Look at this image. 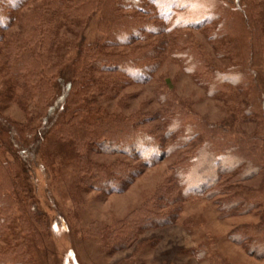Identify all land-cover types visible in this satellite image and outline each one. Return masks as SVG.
<instances>
[{"label":"trees","instance_id":"16d2710c","mask_svg":"<svg viewBox=\"0 0 264 264\" xmlns=\"http://www.w3.org/2000/svg\"><path fill=\"white\" fill-rule=\"evenodd\" d=\"M37 1L41 0H0V75L5 78L0 98L8 104L14 103L22 109L24 107L26 122L21 125V130H29L33 135L29 143L26 140L20 141L10 123L8 126L4 125L9 142L0 139V242H4V246L0 247V264H32V244L28 240L29 231L26 230H34V227L24 210L33 209L29 202L32 189L28 174L38 151V142L43 136L51 135L71 144L78 154V169L82 171L83 182H90L93 187L97 183L102 187L108 186L101 191L111 193L123 190L128 181L120 175L124 168L118 170L119 176L111 177V170L123 163L114 162L111 166L104 167L89 158V153L93 152L127 157L129 154L122 148H117L115 142L122 139L126 141L127 137L133 138L141 131L138 123L131 117L107 116L105 110L100 111L96 103L99 100L93 93H100L107 86L98 85L87 73L93 72L92 70L97 73L98 65L105 72L113 70L124 73L126 64L130 62L131 72L128 77L143 83L151 79L154 68L151 63L145 64V60L164 47L171 63L203 88L208 98L220 99L229 106L227 121L210 123L184 101L172 98L169 111L159 116L165 120L169 117L172 119V123L165 128L167 131L163 133V138L172 133L171 143L159 145L152 140V136H147L148 141H145L142 152L135 151L132 154L136 155L128 156L134 157L145 167L154 166L168 155L176 157L173 173L183 189L179 195L168 200L170 203L220 196L222 189L226 187L223 184L227 185L229 182L224 180L219 183L222 173L230 171L233 173L231 176L235 177L233 181H242L264 168V124L256 121L258 113H263L261 118L264 120V97L258 96L245 101L244 109L240 108L241 98H238L240 94L250 97L252 92L259 90L256 87L257 70L260 66L258 62H264V57L258 53L257 57L244 60L238 54L234 35L236 29L233 28V18L230 17L232 13L238 14L248 35L253 36L264 27V7L261 8V13H255L250 5H239L238 0H207V3L201 0V8L193 6L196 0H119L116 7L104 17V20L109 21L104 28H112L109 30L114 39L105 40L98 46L81 45L80 49H85L83 57L70 58L68 53L62 54L59 36L62 20L76 17L70 16L67 13L69 10L62 7L63 0ZM95 2H82V9L86 4L94 5ZM32 7V12H23ZM140 9L149 12L156 23H143L133 14L124 15L119 12ZM128 19L139 21L141 28H132L126 24ZM209 26L213 27L209 29L207 40H210L209 44H214L212 46L217 52L216 58L234 60L232 64L223 68L215 67L206 58L201 47L189 40V31H199ZM151 35L166 37L158 45L155 44V48H150L147 55L139 54V57L127 61L128 59L103 54L102 49L106 46H124L136 40H147ZM64 57L70 63L68 68H64L66 64L61 66ZM62 70L66 74L62 75L61 83L56 85ZM82 81L85 82L84 85L81 84ZM164 96L161 93L158 100L163 102ZM28 122L35 124L28 126ZM241 122L255 123L259 130L247 134L238 129ZM0 123L8 122L0 115ZM30 128H33L32 132ZM216 156L219 161H214ZM228 159L233 163L230 168H225L230 165ZM96 175L99 176L96 178ZM228 187L227 191L232 188ZM239 189H233L231 198L219 200V217L245 215L256 206L253 203L256 193ZM260 193L264 194V184ZM152 216L140 217L139 227H151L157 218L166 221L161 216ZM118 225H112L102 232L107 253L124 249L135 241L136 231L128 228L130 225L120 228ZM229 237L234 243L243 246L249 255L263 257L264 214L259 223L234 229ZM194 255L204 259L209 252L206 246L201 245ZM209 264L227 263L216 254H211Z\"/></svg>","mask_w":264,"mask_h":264},{"label":"rangeland","instance_id":"374dc122","mask_svg":"<svg viewBox=\"0 0 264 264\" xmlns=\"http://www.w3.org/2000/svg\"><path fill=\"white\" fill-rule=\"evenodd\" d=\"M84 1L86 0L62 1L64 3L62 7L69 10L67 13L76 17L62 20L59 36L62 42L61 47H63L62 54L68 53L67 56L70 58L83 57L85 49H80L81 45L83 47L98 46L105 40L114 39L109 30L112 28H104V25L109 24L104 17L105 14L108 15L109 10L116 7L119 0H103L102 2L94 0L96 1L94 5L86 4L82 9L81 3ZM229 1L233 2V0ZM203 2L207 3V0ZM238 3L250 5V9H254L255 13H261V8L264 7V0H238ZM199 5L201 0H196V4H193L197 7H200ZM33 9L34 7L25 9L23 12L29 13ZM119 12L124 15L133 14L143 23H156L149 12L141 9L119 10ZM230 17L233 18V28L236 29L234 35L237 40L238 54L244 60L257 57L259 54L264 57V27L250 36L238 14L232 13ZM21 21L18 22L19 26ZM139 21L128 19L126 24L132 28L133 26L141 28ZM212 27L189 31L188 38L201 47L211 64L217 68H223L232 64L234 60L216 58L217 52L212 46L214 44H209L210 40H207L210 34L209 29ZM165 37L151 35L147 40H136L124 46L109 45L102 51L107 56H116L129 61L139 57V54L147 55L149 49L155 48V44L158 45V42ZM64 60L61 66L66 64L64 68H68L70 63L67 58ZM149 63L154 66L151 79L143 83L135 82L128 77L131 72L129 71L131 70L130 62L126 64L124 73L113 70L105 72L99 65L96 66L97 73L94 70L91 73L87 72L93 80L98 82V85L107 86L100 93H93L99 100L96 103L100 111L105 110L107 114H104L107 116L131 117L141 128V131H138L133 138L127 137L126 141L122 139L115 142L117 148H122L129 155L135 151L142 152L145 141L146 143L148 141L147 136H152L154 138L152 140L157 141L159 145L171 143L172 133L169 136L165 135V138L163 133L167 131L165 128L172 123V119L169 117L167 121L159 116L169 111L172 98L179 102L184 101L210 123H219L228 119L229 106L220 99L208 100L202 89L171 63L164 47L149 55L145 64L149 65ZM259 64L256 76V87L259 90L252 92L250 97L245 94L238 95V98H241L239 104L241 109L246 106L245 101L258 96L264 97V62H258ZM63 74L66 73L62 70L59 80L55 82L56 85L63 80ZM0 78V94L3 95L2 82L5 78L1 75ZM161 93L165 94L163 102L158 100ZM0 112V115L8 122L0 123L1 141L9 142L4 125L8 126L10 123H12L11 129L20 141L26 140L28 143L32 141L33 135L30 131L21 130V125L26 122L24 107L22 109L14 103L8 104L0 98ZM262 115L263 113H258L256 121L259 124H264ZM33 124L35 123L28 122V126ZM256 127L255 123L241 122L238 125V129L247 134L254 133L256 129L259 130ZM32 129L30 128L31 132ZM259 133L262 134V131ZM37 149L34 163L28 174L32 189L29 202L33 209L25 208L24 210L34 227V230L31 228L26 230L29 231L28 240L32 244V264H209L211 254H216L227 264H264V256L258 258L249 255L243 246L234 243L229 237L234 229L252 226L261 221L264 214V194L260 192L264 184V168L253 177L242 181H233L235 177L231 176L233 173L230 171L222 173L219 183L224 180L231 182L227 185L223 184L226 187L222 189L223 193L220 196L170 203L168 200L179 195L183 189L180 181L174 177L173 164L176 157L173 155L162 158L154 166L145 167L134 157H128L129 155L125 157L121 154L89 153V158L97 165L108 167L114 162L123 163L111 170V177L119 176L118 170L124 168L125 170L120 172L121 177L128 180L125 182L124 189L120 192L107 193L101 189H107L108 186L102 187L97 183L96 188L91 186L90 182L85 180L83 182L82 171L78 169V154L66 140L60 141L51 135L43 136L38 142ZM214 159L219 161L217 156ZM229 162L230 165L225 168L231 167L233 161L229 160ZM98 172L102 174L100 170ZM97 176L99 175L95 177ZM227 187L232 188L227 191ZM233 189L252 190L256 193L255 202H253L256 206L245 215L221 218L219 217L221 212L219 200L231 198ZM152 214L155 215L152 216ZM143 216H161L166 221L157 218L153 220L155 223L153 226L142 229L139 226L140 217ZM117 224L120 225L118 228L130 225L128 228L135 230V234L139 229L142 230L134 234L135 241L128 247L107 253L102 232ZM3 243V241L0 242V247L4 246ZM201 245L206 246L209 252L204 259L194 255Z\"/></svg>","mask_w":264,"mask_h":264},{"label":"bare ground","instance_id":"6f19581e","mask_svg":"<svg viewBox=\"0 0 264 264\" xmlns=\"http://www.w3.org/2000/svg\"><path fill=\"white\" fill-rule=\"evenodd\" d=\"M175 65V64H174ZM178 68V67H177ZM202 89V91H203V93H204V95L206 96V94H205V92H204V89L203 88H201ZM207 97V96H206ZM208 98V97H207ZM208 100H218L217 98H209ZM202 118H205V117H203V116H201ZM228 119H225L224 121H222V122H225V121H227Z\"/></svg>","mask_w":264,"mask_h":264}]
</instances>
